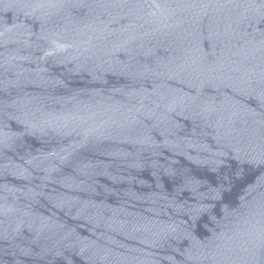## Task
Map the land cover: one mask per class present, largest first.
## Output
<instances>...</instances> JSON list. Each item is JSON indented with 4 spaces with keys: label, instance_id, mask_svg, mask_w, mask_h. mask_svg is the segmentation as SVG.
Segmentation results:
<instances>
[{
    "label": "water",
    "instance_id": "1",
    "mask_svg": "<svg viewBox=\"0 0 264 264\" xmlns=\"http://www.w3.org/2000/svg\"><path fill=\"white\" fill-rule=\"evenodd\" d=\"M0 264H264V0H0Z\"/></svg>",
    "mask_w": 264,
    "mask_h": 264
}]
</instances>
